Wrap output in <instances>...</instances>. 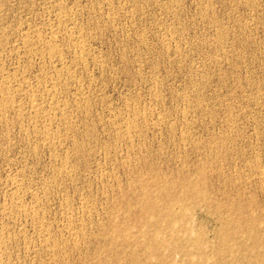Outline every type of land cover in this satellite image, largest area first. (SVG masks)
<instances>
[{
    "label": "rangeland",
    "instance_id": "374dc122",
    "mask_svg": "<svg viewBox=\"0 0 264 264\" xmlns=\"http://www.w3.org/2000/svg\"><path fill=\"white\" fill-rule=\"evenodd\" d=\"M0 94V264H264V0H0Z\"/></svg>",
    "mask_w": 264,
    "mask_h": 264
},
{
    "label": "bare ground",
    "instance_id": "6f19581e",
    "mask_svg": "<svg viewBox=\"0 0 264 264\" xmlns=\"http://www.w3.org/2000/svg\"><path fill=\"white\" fill-rule=\"evenodd\" d=\"M76 37H77V36H76ZM25 39H26V38H25ZM50 42H51V41H50ZM54 47H55V46H54ZM77 48H78V47H77ZM56 50H57V49H56ZM83 50H84V49H83ZM84 51H85V50H84ZM53 52H54V51H53ZM80 56H81V55H80ZM5 88H6V87H5ZM2 90H3V89H2ZM7 90H9V89H7ZM9 92H10V91H9ZM1 93H2V92H1ZM7 94H8V92H7ZM0 95H1V94H0ZM4 95H5V94H4ZM50 95H51V94H50ZM6 96H7V95H6ZM10 97H11V96H10ZM6 98H7V97H5V99H6ZM1 100H2V99H1ZM3 101H5V100H3ZM34 101H35V100H34ZM4 104H5V103H4ZM8 104H9V103H8ZM52 107H53V106H52ZM3 109H4V108H3ZM3 109H2V110H3ZM36 112H37V111H36ZM39 113H40V112H39ZM44 116H45V115H44ZM41 130H42V129H41ZM44 131H45V130H44ZM49 132H50V131H49ZM52 132H53V131H52ZM45 134H47V133H45ZM43 135H44V134H43ZM49 135H50V134H49ZM46 136H47V135H46ZM46 136H45V137H46ZM48 137H49V136H48ZM55 137H56V136H55ZM49 140H50V139H49ZM188 184H189V183H188ZM194 187H195V186H194ZM194 189H195V188H194ZM184 194H185V193H184ZM197 194H198V192H197ZM202 194H203V193H202ZM186 196H187V194H186ZM195 196H196V193H195ZM184 197H185V196H184ZM197 197H198V195H197ZM203 198H204V197H203ZM177 199H178V198H177ZM188 199H189V198H188ZM200 199H201V198H200ZM204 199H205V198H204ZM182 201H183V200H182ZM176 203H177V202H176ZM176 203H175V204H176ZM193 204H194V203H193ZM181 205H182V204H180V206H181ZM183 207L185 208L186 206H182V208H183ZM189 207H191V206H188L187 208H189ZM22 208H23V207H22ZM25 210H26V209H25ZM187 210H188V209H187ZM181 212H183V211H181ZM184 212L186 213V210H185ZM187 212H188V211H187ZM167 214H168V213H167ZM170 215H171V213L168 215V216H169L168 219H170ZM184 215L186 216V214H184ZM188 215H189V213H188ZM188 215H187V216H188ZM177 216H178V215H177ZM187 216H186V217H187ZM158 219H159V218H158ZM145 220H146V218H145ZM170 220L172 221L173 219H170ZM160 222H161V221H160ZM160 222L157 223V224H154V225H156V227H158V226H159L158 224H160ZM143 223H145V221H144ZM154 223H155V221H154ZM151 224H153V223H151ZM172 224H174V223L171 222V225H172ZM157 225H158V226H157ZM244 228H245V227H244ZM249 228H250V227H249ZM147 230H148V229H147ZM245 230H246V229H244V233H246ZM248 230H249V229H248ZM145 231H146V230H145ZM190 233H191V232H190ZM199 234H200V232H199ZM189 235H190V234H189ZM249 237H250V236H249ZM252 237H253V236H252ZM44 238H45V237H44ZM197 238H198V237H197ZM154 240H155V239H154ZM154 240H153V241H154ZM156 241H157V239H156ZM161 241H162V240H161ZM150 242H151V241H150ZM150 242H149V244H150ZM162 242H163V241H162ZM165 242H166V241H165ZM165 242H164V243H165ZM0 243H1V242H0ZM46 243H47V242H46ZM169 243H171V242H169ZM73 244H74V242H73ZM151 244L155 245L154 242L151 243ZM156 244H157V242H156ZM166 244H168V241L166 242ZM3 245H4V244H3ZM147 245H148V244H146L145 246H147ZM196 245H197V244H196ZM198 245H199V244H198ZM198 245H197V246H198ZM52 246H53V245H52ZM167 246H168V245H167ZM169 246H170V245H169ZM150 247L152 248V245H150ZM172 247H174V246H172ZM4 248H5V247H4ZM175 248H176V246H175ZM178 248H179V247H178ZM146 249H147V248L145 247V250H146ZM155 249H157V248H155ZM179 249H180V248H179ZM0 250H1V249H0ZM153 250H154V249H152V251H153ZM173 250H174V249H173ZM175 250H176V249H175ZM180 250H181V249H180ZM180 250H179V251H180ZM148 252H150V250H149ZM153 252H155V254H154L155 256H159V257H160L159 253H158V255H156V254H157L156 251H153ZM157 252H159V251H157ZM132 255H133V254H132ZM132 255H131V256H132ZM161 257H163V256H161ZM135 259H136V258H135ZM162 263H165V261L162 262Z\"/></svg>",
    "mask_w": 264,
    "mask_h": 264
}]
</instances>
